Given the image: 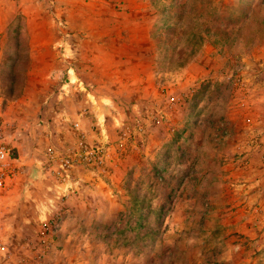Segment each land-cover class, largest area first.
Listing matches in <instances>:
<instances>
[{
    "label": "rangeland",
    "instance_id": "1",
    "mask_svg": "<svg viewBox=\"0 0 264 264\" xmlns=\"http://www.w3.org/2000/svg\"><path fill=\"white\" fill-rule=\"evenodd\" d=\"M259 3L264 0H37L28 28L23 15L16 17L10 31L19 41L0 64L2 85L18 86L35 71L43 95L58 93L73 69L82 81L77 94L113 99L116 110L101 115L108 140L120 137L123 123L131 131L109 177L97 175L96 187L83 176L67 207L74 212L70 236L55 239L62 241L50 251L53 260L45 261L44 247L33 249V259L23 251L16 259L264 264ZM50 73L57 75L54 84ZM9 90L0 93L12 96ZM44 108L50 107L38 111Z\"/></svg>",
    "mask_w": 264,
    "mask_h": 264
},
{
    "label": "crops",
    "instance_id": "2",
    "mask_svg": "<svg viewBox=\"0 0 264 264\" xmlns=\"http://www.w3.org/2000/svg\"><path fill=\"white\" fill-rule=\"evenodd\" d=\"M36 2L37 0H0V64L3 58L11 56L9 53L12 52L10 51L12 41H19L18 35L10 31V25L21 14L28 28L29 17L32 14L29 11L31 8L35 10ZM248 6L250 5H247V9ZM253 6L254 4L252 8ZM257 7L264 10L262 3ZM259 24L264 28V19L260 20ZM26 34L28 41L31 42L28 29ZM226 40L230 41V39ZM263 40L264 37L259 38V41ZM13 46L15 47V44ZM32 74L35 75V71L28 72L24 83L19 84V87L13 82L6 86L0 83V92L3 87L14 91L12 96L0 93V121L5 124L4 139L12 147V166L17 167L13 181L0 192V264H22L16 259V255L21 254L20 251H23L28 259H33V249L39 250L42 247L50 255L45 261L48 263L53 260L50 258L52 257L50 251L62 241L59 240L57 243L55 239L59 236L58 238L67 241L70 236L71 229L68 225L74 212L70 215L67 207L70 208V205L72 207L74 199L70 196L63 200L66 204L64 210L67 212L64 220L65 212L59 211L62 209V203H58L57 211L61 219L57 225L52 226V230L47 235L41 236L42 228L39 222L44 219V215L40 208L43 211L47 210L45 204L51 195L48 191L49 181L43 173L46 152L50 147H56L63 152L75 149L81 133L85 135L87 142L93 141L96 137L91 132L93 122L110 111V108L116 110L113 107L112 97L101 94L95 97L91 93H87L85 97L83 94H77V90L81 89L79 83L82 81L74 75L73 69L67 73L66 78L70 81L66 89L71 93L67 94L68 96L63 95L62 101H59L60 95L55 92L43 95L40 77H32ZM56 76L50 73L47 78H50L54 84ZM73 78L78 81V85H72L70 88ZM66 82L65 80L60 84ZM51 99L54 100L53 103H58L55 104V109L50 102ZM42 103L45 107L48 105L50 107L44 108L45 113L38 111L41 106L43 107ZM38 120L42 122L38 123ZM75 122L79 123V127H74ZM59 143L61 146H56ZM47 213L48 211L46 215Z\"/></svg>",
    "mask_w": 264,
    "mask_h": 264
},
{
    "label": "built area",
    "instance_id": "3",
    "mask_svg": "<svg viewBox=\"0 0 264 264\" xmlns=\"http://www.w3.org/2000/svg\"><path fill=\"white\" fill-rule=\"evenodd\" d=\"M71 70L69 69L68 72ZM69 83L70 81L67 80L60 86V91L57 93L60 95V100L63 99V95L67 96L69 90L66 89V85ZM41 122L38 120V123ZM4 127L5 124L0 121V192L7 188L17 174V167L12 166V147L4 139ZM74 127H79V123L75 122ZM123 127L124 130L120 137L113 142L109 141L105 134L103 117L100 116L91 125V131L98 132V139L95 137L93 141L87 142L85 135L81 133L75 149L63 152L56 147H50L47 150L43 173L49 181L48 191L51 192V195L45 204L47 210L43 211L40 208L44 215V219L39 222L42 228L41 236L47 235L52 230V226H55L61 219V215L57 211L58 203L76 194L86 178L90 179V184L94 183L97 187L96 181L102 179L97 175L101 174L100 176L103 178L109 177L111 170L117 166V157L122 155L131 134L127 125L123 123ZM80 169L83 173L80 172ZM78 171L82 176L78 174ZM85 172L88 176L84 174ZM49 213H53L52 216Z\"/></svg>",
    "mask_w": 264,
    "mask_h": 264
},
{
    "label": "trees",
    "instance_id": "4",
    "mask_svg": "<svg viewBox=\"0 0 264 264\" xmlns=\"http://www.w3.org/2000/svg\"><path fill=\"white\" fill-rule=\"evenodd\" d=\"M16 36H17V35H16ZM227 41H228V40H227ZM17 42H18V41L16 40L15 43H17ZM164 46H165V48H168L170 45H165V43H164ZM171 46H172V45H171ZM9 92L12 93L13 90H9Z\"/></svg>",
    "mask_w": 264,
    "mask_h": 264
}]
</instances>
